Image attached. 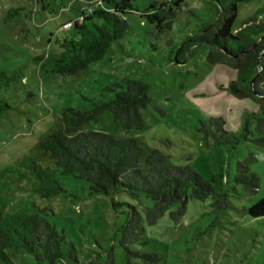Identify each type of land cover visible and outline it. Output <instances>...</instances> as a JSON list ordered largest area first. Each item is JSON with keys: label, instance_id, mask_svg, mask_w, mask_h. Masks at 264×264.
<instances>
[{"label": "rangeland", "instance_id": "1", "mask_svg": "<svg viewBox=\"0 0 264 264\" xmlns=\"http://www.w3.org/2000/svg\"><path fill=\"white\" fill-rule=\"evenodd\" d=\"M130 1L138 11L124 15L128 34L102 59L63 76L53 68L62 52L56 39L72 34V21L81 11L102 8V0H0V70L10 77L7 84L0 78V214L46 209L48 221L72 243L83 264H105L110 256L113 264H264V218L246 212L264 197V146L248 118L261 111L260 99L246 90L249 83H240L235 61L210 62L205 47L190 55L179 51L186 38L216 23V7L203 0ZM152 2L170 8L168 25L161 23L160 30L141 15ZM248 18L256 29L264 26V0L238 4L232 32ZM262 43L257 38L254 46ZM126 79L147 85L143 127L125 131L105 111L82 129L135 139L144 151L139 168L145 154L158 149L170 164L190 166L214 191L199 199L190 187L185 205H168L153 223L146 217L154 205L151 197L91 194L89 183L71 174L58 175L64 190L57 195L45 198L34 191L31 165L54 166L38 144L60 127L63 109L81 108L89 98L110 99L114 93L106 87ZM213 119L224 122L222 129ZM237 162L258 177L256 191L235 181ZM131 209L141 216L140 238L125 249L120 240ZM9 253L14 264H41L24 249Z\"/></svg>", "mask_w": 264, "mask_h": 264}, {"label": "trees", "instance_id": "2", "mask_svg": "<svg viewBox=\"0 0 264 264\" xmlns=\"http://www.w3.org/2000/svg\"><path fill=\"white\" fill-rule=\"evenodd\" d=\"M203 1L216 7L217 21L214 25H204L199 32L186 38L179 51L190 55L200 47H205L210 62L225 59L235 61L240 83H249V89L246 90L260 99L261 111L250 113L248 118L254 120L258 141L264 146V26L257 24L256 29L251 18H248L239 31L232 32L238 4L249 0ZM102 2V8L98 10L81 11L79 18L73 20L69 28L73 29L72 34L56 39L62 52L55 58L53 68L63 76L77 74L90 63L102 59L113 42L122 40L128 34L129 24L124 15L137 10L134 4L130 0ZM169 10L165 2L158 5L152 2L142 9L141 15L151 23H156L160 30L161 23L168 25L164 19ZM257 38H261L263 43L254 46ZM179 51L175 59H178ZM0 78L4 84L10 79L1 70ZM106 88L114 93L110 99L89 98L88 104L81 108H64L60 127L39 142L40 149L49 153L54 166L31 165L36 193L45 198L59 194L64 189L58 175L71 174L84 178L89 183L91 194L110 196L125 191L135 196L145 194L151 197L154 200L153 208L146 211L151 223L164 213L168 205L174 202L185 205L190 187L191 196L195 198L203 199L214 193L213 187L190 166L170 164L168 156L158 149L146 153L144 168H139L138 160L144 151L135 139L116 138L99 131H84L82 127L85 123L99 121L105 111L111 112L125 131L143 127L141 110L150 102L147 85L139 80L126 79ZM230 90L241 93L234 85L230 86ZM211 122L219 124L222 129L224 122L221 119ZM235 181L250 192L258 188V177L241 162H237ZM246 212L251 218H264V197L247 207ZM45 213L46 209L43 208L37 212L20 208L0 214V264H14L9 250L19 248L32 253L41 264L56 261L83 264L79 262L72 243L48 221ZM140 221V213L131 209L122 230L120 245L123 248L139 240ZM143 256L151 261L157 259L155 254ZM112 260L110 256L105 264H113ZM96 263L90 261L86 264Z\"/></svg>", "mask_w": 264, "mask_h": 264}, {"label": "built area", "instance_id": "3", "mask_svg": "<svg viewBox=\"0 0 264 264\" xmlns=\"http://www.w3.org/2000/svg\"><path fill=\"white\" fill-rule=\"evenodd\" d=\"M70 22H67L66 24H65V27H68V26H70Z\"/></svg>", "mask_w": 264, "mask_h": 264}]
</instances>
